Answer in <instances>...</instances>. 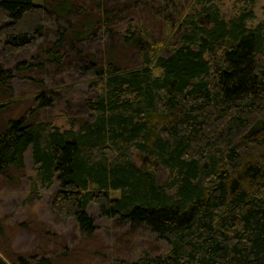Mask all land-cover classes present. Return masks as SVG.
<instances>
[{"label":"trees","instance_id":"1","mask_svg":"<svg viewBox=\"0 0 264 264\" xmlns=\"http://www.w3.org/2000/svg\"><path fill=\"white\" fill-rule=\"evenodd\" d=\"M222 1L0 0L2 54L53 33L38 62L15 71L64 65L69 55L90 91L87 115L67 128L33 117L56 90L37 94L28 115L9 117L0 178L21 173L30 151L35 181L57 185L54 213L73 218L85 237L97 229L94 203L101 217L144 227L169 246L114 264H264V22L227 15ZM9 70L0 63V86ZM0 264L10 263L0 256Z\"/></svg>","mask_w":264,"mask_h":264},{"label":"rangeland","instance_id":"2","mask_svg":"<svg viewBox=\"0 0 264 264\" xmlns=\"http://www.w3.org/2000/svg\"><path fill=\"white\" fill-rule=\"evenodd\" d=\"M85 5L88 7L89 2ZM221 5L227 15L231 12L254 14L256 19L250 25L264 22V0L250 6L235 0H223ZM50 26L51 23L48 31ZM162 26L158 22L153 24L155 36L160 35ZM55 27V22H52V30ZM52 40L53 33L30 50L4 55L0 39V63L5 70L13 72L7 84L10 89L7 85L0 86V102L16 101L0 109V127L11 116L28 115V110L36 105L35 96L44 89L56 90L58 97L50 108L34 112V118L46 119L67 128L68 120L75 122L87 115L84 104L90 94L89 84L83 81L79 74L81 69L73 57L64 56V65L44 63L42 69L35 66L28 71L14 69L19 62L27 65H31V61L37 63L34 56L41 46ZM119 41L114 38L118 47ZM98 43L95 40L89 42L87 50L92 52ZM71 64L78 68L76 72ZM24 160L21 173L13 171L12 178H7L5 182L0 178V256L8 263L14 264L17 256H23L33 264H41L42 259L48 261L45 264H114L118 258L128 262L135 260L144 251L156 256L168 251L166 242L144 227L132 228L129 224L101 217L94 203L90 204L88 212L94 218L97 229L92 237H85L73 218L64 219L54 213L51 203L57 185L46 190L35 181L36 171L30 151L26 152ZM158 173L161 179L168 177V172L161 168Z\"/></svg>","mask_w":264,"mask_h":264}]
</instances>
